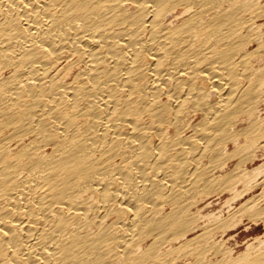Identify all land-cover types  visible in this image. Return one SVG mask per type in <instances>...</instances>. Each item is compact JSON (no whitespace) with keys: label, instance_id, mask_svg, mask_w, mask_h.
Returning <instances> with one entry per match:
<instances>
[{"label":"bare ground","instance_id":"6f19581e","mask_svg":"<svg viewBox=\"0 0 264 264\" xmlns=\"http://www.w3.org/2000/svg\"><path fill=\"white\" fill-rule=\"evenodd\" d=\"M263 19L264 0H0V264H264V236L235 253L234 218L199 209L218 161L264 151ZM251 203L233 216L264 221Z\"/></svg>","mask_w":264,"mask_h":264},{"label":"rangeland","instance_id":"374dc122","mask_svg":"<svg viewBox=\"0 0 264 264\" xmlns=\"http://www.w3.org/2000/svg\"><path fill=\"white\" fill-rule=\"evenodd\" d=\"M263 21L264 19L261 21V23H264ZM230 147L231 149L233 148L232 146ZM243 154L245 155V159H244V155L240 156L239 154L238 156L237 154L235 155V157L234 156L230 158L226 157L228 160L224 158L218 161L220 164V162L223 163L222 162L223 160L225 164H223V168L222 166L216 167V169H214L213 171L214 172L213 174L214 176L216 177L218 176L219 178H221V182H219L218 185L220 184V186L222 187V185L226 184L225 186H227V184L229 183L228 185L230 188L229 187L221 188L220 186L217 185L216 188H213L210 194H206V196L204 195V197L199 203V209L200 210L202 209L201 213L205 217L207 215H210L209 218L216 217L218 219L220 217L219 220L221 219L222 221L228 220L229 218L235 219V220L231 219L232 221L229 219L232 223H230L231 225L229 224L228 226L229 229L227 228L228 231H226V234L223 237V239L227 242L228 247L234 250L235 253L244 252L246 247H249V245H252L251 243H255L254 239L263 238L264 236V221L263 220L254 221L253 219H250L246 215L245 217L241 218L242 220H239L241 217V213L236 217L233 216V215H237V212H239L237 210H239L242 205H245L251 202L253 203L254 201L257 203L258 208H264V151L263 153L262 152L257 153V156H258V157L256 156L257 158L248 156L249 154L247 153H243ZM237 156L240 158H238ZM208 161L210 160H207L206 164L208 163ZM248 173H250V176H248L249 175ZM244 175L250 179L253 176L252 177L253 179L250 180L251 182L248 181L249 179L246 180ZM237 177H240V178H237ZM222 178H223V181H222ZM229 179L230 180L232 179V181H230ZM235 181L237 182L233 183ZM230 182H232L231 183L232 185L230 184ZM249 185H251L252 187L250 190L247 189L248 187H250ZM228 189H231V190L228 191ZM232 190H235V192ZM212 214L215 216L214 217L211 216Z\"/></svg>","mask_w":264,"mask_h":264}]
</instances>
